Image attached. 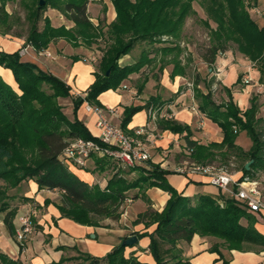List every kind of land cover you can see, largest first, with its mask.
I'll return each mask as SVG.
<instances>
[{"label": "trees", "instance_id": "obj_1", "mask_svg": "<svg viewBox=\"0 0 264 264\" xmlns=\"http://www.w3.org/2000/svg\"><path fill=\"white\" fill-rule=\"evenodd\" d=\"M34 0L29 6L30 31L26 43L37 51L44 50L57 37H66L77 45L79 41L92 45L101 35L110 41L101 59L96 80L85 94L73 95L71 87L59 77L43 71L33 62L23 61L20 51L8 53L0 51V65L13 71L21 93L9 85L0 75V179L10 186H19L23 181L34 180L39 189H58L62 193V209L65 214L83 224H98L112 216L119 218L121 207L129 197L126 192L131 189L145 191L150 187H159L171 194L167 206L162 211L149 207L139 214L135 224L143 223L146 227L156 224V229L149 233L134 232L139 237L149 236L150 250L156 264H187L183 262L175 249L179 240L191 241L196 233L215 235L225 238L234 245L244 238V227L240 219L246 214L240 202L234 197L226 198L223 205L217 200L200 195L196 198L179 193L168 181L167 174L160 164L149 160L147 163L127 169L126 173L136 172L133 178H127L120 170L101 188L98 184L90 185L80 179L65 163L63 150L75 138L93 139L84 123L77 117V111L84 102L102 106L98 97L109 89H117L131 73L139 72L149 59L141 57L135 64L120 66L119 60L135 46L136 42H161L162 35L176 39L182 37L188 15L194 14V0H112L117 16L106 31L96 27L88 17L89 0ZM205 1V0H203ZM209 18L216 23L209 29V45L202 53L203 59L212 66L218 55L237 44L241 53L251 60L264 63V26L260 27L245 5L244 0H207ZM48 6L63 11L66 17L75 22L73 28L65 26L54 28L45 18L43 30H39L42 12ZM10 14L6 9V0L0 4V32L10 33L12 28ZM162 50L174 55L172 76L186 71L187 64L182 65L178 58L182 48L164 46ZM108 69L110 73L107 74ZM242 75L239 76L238 80ZM214 82L211 79L208 87ZM144 84L139 87L143 88ZM51 90V92L48 91ZM227 89V88H226ZM229 99L217 103L213 92L204 93L194 82V96L199 110L208 119L217 123L223 130L224 138L218 142L200 144L191 139L189 126L180 125L164 117L161 123L164 128L174 132L187 131L188 146L193 148L192 157L196 162L211 163L218 161L228 164L240 160L239 168L244 174L255 176L264 170V119L257 116L259 104L252 99L251 107L242 111L235 102L232 92L227 89ZM72 98L75 117L70 120L63 111L59 98ZM152 96L145 107H161L165 101ZM143 106L125 108L122 128H127L132 116ZM244 130L252 139L250 150L244 151L235 143L237 132ZM225 149V150H224ZM97 163L112 166L115 161L109 157L94 155ZM252 160L249 168L246 163ZM0 190V211L6 212L5 222L14 232L12 218L16 211L5 200L7 194ZM29 198L26 197V200ZM170 246L166 248V245ZM126 245L120 244L104 258L81 255L88 264H146L134 256L125 257ZM2 264H23L19 259H10L0 252ZM226 264V262L224 263Z\"/></svg>", "mask_w": 264, "mask_h": 264}, {"label": "crops", "instance_id": "obj_2", "mask_svg": "<svg viewBox=\"0 0 264 264\" xmlns=\"http://www.w3.org/2000/svg\"><path fill=\"white\" fill-rule=\"evenodd\" d=\"M33 1L21 0L20 2H23L22 4L28 9L33 5ZM9 6L10 3L7 2L8 12ZM87 13L96 27L106 31L108 26L115 21L118 12H116L112 0H89ZM45 18H48L54 28L65 26L69 29L75 26V22L67 18L63 11L48 6L42 12L39 30H43ZM257 22L260 27L264 26V11L261 10L260 21L257 20ZM104 37L105 35H101L92 45L81 41L75 45L66 37H57L49 43L46 49L37 51L32 45L26 43L27 36L0 32V51L12 53L20 51L26 45L27 52L21 55L23 61L33 62L43 71L59 77L71 87L73 95H79L85 94L96 80V71L98 70L96 59H88L99 51V48H96L97 43ZM239 54L243 55L240 52ZM190 56L189 59H195L196 55L194 56L192 53ZM172 59L173 55L167 57L160 81L149 77L143 88L139 90L138 77H134L136 78L134 81L125 80L117 89H109L97 96L102 106L116 109L115 114L108 115L113 124L122 127L126 107L143 106L132 116L127 125L129 130L127 132L133 133L137 127L148 122L149 109L145 105L152 96H158L165 101L161 106L163 108L162 115L167 113L168 117H164V119L189 126L192 134L191 139L200 144L220 143L224 138L222 128L210 118L208 119L197 107L199 104L194 96L195 81H198V88L204 93H208L210 87L213 93L220 90L218 87H221V102L229 99L226 91L230 89L235 102L242 111L250 108L252 99L255 98L259 104L257 116L264 119V63L260 64V67L253 63H240L226 50L218 55L215 62L222 69L220 79L215 77L212 67L206 63L202 55L197 58L199 62L193 59L194 64H191V68L171 78L174 69L173 62H170ZM141 73L148 77V72L144 68ZM188 73L193 74V81L189 80ZM137 74L133 76H137ZM248 74L253 78V81L246 85L243 82V77ZM0 75L18 93H21L11 69L0 65ZM240 75H242L241 79L238 80ZM211 79L214 82L208 87V82ZM64 99L67 100L59 98L61 104ZM215 101L219 103L216 99ZM71 102L72 98L71 101H67L70 105ZM194 107L197 110L193 109ZM63 111L70 120H74V116L68 114L67 109L63 108ZM77 117L86 125L92 136H99L98 115L95 111L88 109V102H84L80 106ZM162 118L160 117L156 123L157 137L154 143L147 142V145L152 155L151 160L160 164L163 169L170 171L167 174V179L174 188L179 193L193 198L200 195L209 196L221 205L224 204L226 198H232L233 196L229 192L211 184L207 176L199 174L186 176L176 172V167L181 163L194 161L193 148L188 146L187 131L181 133L164 128L161 123ZM240 132L246 131L237 132L235 143L244 151H248L253 145L252 139L246 132V139L240 142ZM240 162V160L237 161L238 168L234 171L235 178L240 177L243 173L239 168ZM65 163L80 179L87 181L90 185L98 184L101 188L107 185L108 180L120 170L119 168L127 178L137 175L136 172L127 174L126 171L129 168L120 167L116 162L112 166L97 163L95 156L89 158L84 167L71 164L68 161ZM260 174L264 176V170L260 171ZM16 190H18L16 193L19 192L29 199L17 200L15 208L18 217H13L11 220L14 231L20 226L19 217L30 211H33L34 230L33 234L26 239L25 248L21 249L14 232H11L5 222L6 212L0 211V252L5 253L10 259H19L23 264H88V261L81 258V255L104 258L122 244L124 239L136 235L138 241L133 245L126 246L125 257L134 256L141 263L156 264L149 248L150 237H139L134 232L151 233L157 225L146 227L144 222L135 224V220L149 207L157 211L165 209L171 194L164 189L150 187L145 191L138 188L127 191L126 195H129L132 201L129 204L123 203L120 217L106 218L98 224H83L65 214L61 208L62 193L58 189H39L38 184L31 179V181H23L16 187ZM240 207L246 212L240 219V224L244 227V238L241 241H236L232 245L225 238L214 234L196 233L189 242L183 239L178 241L175 251L179 258L187 264H224L225 262L226 264H264V208L260 211H251L241 204ZM169 246L167 244L166 248ZM0 264L2 263L0 262Z\"/></svg>", "mask_w": 264, "mask_h": 264}, {"label": "built area", "instance_id": "obj_3", "mask_svg": "<svg viewBox=\"0 0 264 264\" xmlns=\"http://www.w3.org/2000/svg\"><path fill=\"white\" fill-rule=\"evenodd\" d=\"M256 12L260 14L261 9H256ZM26 52L25 45L20 49V54L24 55ZM95 59L96 55L90 57V60ZM213 72L216 78L220 79L222 69L217 66L213 68ZM252 81L253 78L249 74L243 77V82L246 85L251 84ZM190 85L193 86V84ZM88 109L95 111L98 115L97 127L100 129L98 141L84 138L71 140L61 153L65 161L84 167L89 158L97 155L113 159L120 167L130 168L147 163L152 159L147 142L153 144L157 137L156 123L158 119L168 117L167 113L162 115V107H150L148 122L137 127L133 133L127 132L121 126L111 122L108 115L115 114V108L94 106L88 103ZM193 109L197 110L196 107ZM176 172L186 176L195 174L207 176L211 184L229 192L247 209L260 211L264 208V176L260 174V171L255 176L242 173L240 177L235 178L234 171H230L227 165L215 162L185 161L176 167ZM131 201V198L125 200L128 204ZM32 214L33 211H30L19 217L20 226L16 230V241L21 249L25 248L26 239L33 234Z\"/></svg>", "mask_w": 264, "mask_h": 264}, {"label": "rangeland", "instance_id": "obj_4", "mask_svg": "<svg viewBox=\"0 0 264 264\" xmlns=\"http://www.w3.org/2000/svg\"><path fill=\"white\" fill-rule=\"evenodd\" d=\"M3 0H0V2H2ZM21 0H6V3L9 2L10 6H9V14H10V23L13 25L11 30H9V32L11 34L14 35H25L27 36L29 31H30V20L27 18L28 14H30V10L27 9V7H25L22 3L20 2ZM246 8L250 14V16L254 19V20H259L260 21V14L256 12V9H260L262 10V12L264 11V0H244ZM212 5V3L207 0L203 1V0H194L193 1V10H195L196 12L194 14L188 15L186 18V23L184 25L183 28V33H182V37H180V39H176L170 35H162V37H160L161 42H148V41H139L136 42L135 46L131 49V51L124 55L120 60H119V65L120 66H125V65H131V64H135L141 57H146L147 59H149V62L143 67L145 70H147L148 72V77H145V75L143 73H141V69L139 72H134L131 73L127 79L125 80H129V81H134L137 77H138V87H140L142 84H146L147 80L149 77L151 78H155V79H160L162 73H163V68L165 67L164 65L166 64L167 61V57H172V52L168 53L164 50L161 49V47L164 46H177L180 45V47L182 48L181 54L178 56V58L180 60H182V65L187 64L186 66V70L191 68L192 65L194 64V60H197V58H199L203 52L206 51L208 45H209V29L206 27V23L205 21H209L211 27H216V23L209 18V14L206 11V5ZM211 7V6H210ZM110 41L108 40V38L105 36L103 40H101L100 42L97 43L96 48H99V51L95 52L96 54V63L99 68L100 62L102 57L105 54V51L109 45ZM101 49V50H100ZM237 44L235 43H231L230 48L227 50L229 51L230 55L234 56L236 58V60L238 62H243V63H253L256 66L260 67V61H255V60H251L248 56H246L245 54L240 55L239 54V50H237ZM192 53L195 56V59H189L192 55ZM241 53V52H240ZM99 55V57H98ZM190 56V57H189ZM174 57V55H173ZM90 58V57H89ZM194 59V60H193ZM90 60V59H88ZM199 62V59L197 60ZM196 62V61H195ZM212 70L213 68L217 67V64L214 63L212 66ZM97 68V69H98ZM191 70V69H190ZM206 72H208L207 70H204ZM138 73V74H137ZM214 73V72H213ZM137 74V76H133ZM189 75V80L193 81V74L192 73H188ZM175 76V75H174ZM174 76L171 75V78H174ZM136 77V78H134ZM216 77V76H215ZM241 79V78H240ZM124 80V81H125ZM157 80V81H158ZM123 81V82H124ZM160 81V80H159ZM122 84V83H121ZM124 84V83H123ZM217 87V85H216ZM215 88V87H214ZM218 89L216 92L214 91L213 93V99L217 100L219 103H221V97L222 95L220 94L221 91V87H218ZM49 92H51V90L48 89ZM193 95V92L191 94V97ZM67 100H62V105L63 108L67 109V113L74 116L75 117V108H74V104L73 101L71 102V105L67 103L68 100L71 101V98H66ZM160 100H162V97L159 98ZM169 100V99H167ZM91 105V104H90ZM78 113V111H77ZM246 132H240L239 135V140L244 141V139H246ZM193 161V160H191ZM196 161V160H194ZM198 162V161H197ZM217 164H221L218 161H213ZM222 165H227L229 167L230 171H235L238 168V165L236 162L232 161L228 164H222ZM16 187L17 186H10V184H7L6 181H2V179H0V190H5L7 197L5 200H7L10 203V206L12 208H14V210L16 211L15 205L18 201H23L26 199V197H24L22 194H20L19 192L16 193ZM22 193V192H21ZM1 197H0V201H1ZM18 200V201H17ZM122 212V209H121ZM17 213V212H16ZM18 217V213L15 214L14 218ZM107 218H113L112 216L107 217ZM106 219V218H105Z\"/></svg>", "mask_w": 264, "mask_h": 264}, {"label": "water", "instance_id": "obj_5", "mask_svg": "<svg viewBox=\"0 0 264 264\" xmlns=\"http://www.w3.org/2000/svg\"><path fill=\"white\" fill-rule=\"evenodd\" d=\"M39 2H40L41 5L44 4V0H40ZM109 73H110V69H108V71H107V74H109ZM251 163H252V160L248 161V162L246 163V165H245L246 168H249L250 165H251ZM137 241H138V237H137L136 235H132V236H130V237L124 239V240L122 241V244H123V245H126V246H129V245H133V244H135Z\"/></svg>", "mask_w": 264, "mask_h": 264}]
</instances>
